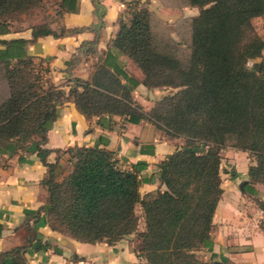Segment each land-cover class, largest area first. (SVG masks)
Segmentation results:
<instances>
[{
    "label": "trees",
    "instance_id": "obj_1",
    "mask_svg": "<svg viewBox=\"0 0 264 264\" xmlns=\"http://www.w3.org/2000/svg\"><path fill=\"white\" fill-rule=\"evenodd\" d=\"M47 2L0 0V37L11 28L21 30L15 23L22 16L44 14ZM54 2L58 19L30 25L32 42L59 36L52 24L79 11V0ZM161 2L200 12L177 20L174 38L150 9L138 0L128 3L111 48L131 60L141 78H132L122 64L113 65L108 52L89 81H73L68 98L87 119L120 116L134 125L150 122L165 128L171 138L184 139L185 144L159 166L164 191L142 197L139 172L146 164L123 170L114 152L98 147L68 149L72 170L58 180L57 165L48 163L53 150L46 144L66 94L54 85H40L36 60L27 55L23 39H0L5 46L0 48V144L10 156L36 154L47 167L42 184L49 196L40 211L53 231L82 243L110 246L136 233L138 253L148 264H205L196 252L213 248L214 216L224 193L221 150L249 153L254 163L247 183L264 185V39L253 24L264 16V0ZM65 32L62 27L61 35ZM185 46L186 62L170 50ZM259 58L262 62L250 66ZM140 84L178 91L151 114L133 98ZM25 160L21 155L20 161ZM2 230L0 224V237ZM25 231L31 232L25 244L0 253V264H29L34 242L40 250L50 248L29 224Z\"/></svg>",
    "mask_w": 264,
    "mask_h": 264
},
{
    "label": "crops",
    "instance_id": "obj_2",
    "mask_svg": "<svg viewBox=\"0 0 264 264\" xmlns=\"http://www.w3.org/2000/svg\"><path fill=\"white\" fill-rule=\"evenodd\" d=\"M132 1L135 0H79L77 13H66L52 24L53 31L59 34L57 37L43 36L32 42V30L27 26L19 31L11 28L0 39L27 41V55L35 58L45 80L63 91L69 92L76 79L89 81L95 66L108 52L113 54V65L122 64L125 71L138 80L141 71L111 48L120 28L119 20L126 19L127 4ZM155 14L167 25L158 12ZM253 24L264 39V16L254 19ZM62 27L66 32L61 35ZM0 48L5 46L0 45ZM262 60L259 58L253 63ZM145 90L147 88L140 84L132 93L140 105ZM184 144V139L166 137L150 122L134 125L120 116L87 119L73 101L65 100L58 106V117L48 133L46 148L53 150L48 163L57 165L58 180L72 170L67 150L74 147H98L114 152L118 166L127 171L133 170L134 164H146L139 172L140 192L146 197L166 189L160 181L159 166ZM21 155L25 161H20ZM221 156L222 165L225 158L232 164L233 176L228 173L222 183L224 193L212 230L213 248L196 254L205 264H264V185L247 183L250 166L254 163L249 153L226 148L221 150ZM47 174V167L36 154L20 152L10 156L0 144V224L3 226L0 253L24 245L26 238L19 233L29 224L43 236V244L50 246L48 250H40L39 243L34 242L35 254L28 258L29 264H148L133 248L134 243L127 239L115 246L88 244L53 231L46 214L40 211L49 196L42 184ZM138 209L142 216L141 206ZM141 223L140 231L144 228L143 218ZM132 237L137 238V234Z\"/></svg>",
    "mask_w": 264,
    "mask_h": 264
},
{
    "label": "rangeland",
    "instance_id": "obj_3",
    "mask_svg": "<svg viewBox=\"0 0 264 264\" xmlns=\"http://www.w3.org/2000/svg\"><path fill=\"white\" fill-rule=\"evenodd\" d=\"M141 7H147L148 9H152L155 13L158 12V15H160L164 21L167 23L168 28L173 30L174 24L176 23L177 20H180L182 18H187V17H195L199 14V9L198 8H184V9H175V8H170L167 7L164 8L165 6L162 4L161 0H138ZM46 12L43 14V12H40L39 14H35L34 16H22L20 18V21L15 23L16 27L19 28H24L30 25H36V24H42V23H50V21L52 20H57V15H56V9L57 6L54 2V0H48L47 4H46ZM166 12V13H164ZM172 35L175 36V32L171 31ZM158 35H161V32L157 33ZM179 40V38H178ZM171 52H173L174 54H177V56H179L184 62H186L188 60V56H189V50L188 47H177V49L175 47L170 48ZM253 61L250 63V66H252ZM38 68V67H37ZM39 69V68H38ZM44 71V70H43ZM39 73H40V85L44 88H48L49 82L48 80H45V76L44 74H41V71L39 69ZM178 91V89H172V88H159V89H148L145 90L144 94H143V104L142 106L144 107L145 111H147L148 113L154 112L155 108L162 103V101L164 100V98H166L167 96H171L172 94L176 93ZM65 92V96L62 99L63 102L65 100H70L67 95H69V92L64 91ZM152 114V113H151ZM157 128V127H156ZM158 129V128H157ZM160 130V129H158ZM166 137H170L169 135L166 134V130L165 128H163V130H160ZM5 146V144H4ZM234 172V168H232V164L229 163L228 159H224V163L222 165V180H227V174L230 173L231 177L233 176ZM138 215H141L140 210H137ZM142 224V223H140ZM141 228L139 227V230ZM21 235V237L26 238L27 235H31V232H27L25 230L21 231L19 233ZM136 234V233H135ZM138 235V234H137ZM129 241H132L133 244V248L135 250H139V243H137L138 236L137 238L135 237V239H127Z\"/></svg>",
    "mask_w": 264,
    "mask_h": 264
},
{
    "label": "water",
    "instance_id": "obj_4",
    "mask_svg": "<svg viewBox=\"0 0 264 264\" xmlns=\"http://www.w3.org/2000/svg\"><path fill=\"white\" fill-rule=\"evenodd\" d=\"M254 64H257V63H254ZM254 64H252V65H254ZM125 239H133V237H132V235H130V236H126Z\"/></svg>",
    "mask_w": 264,
    "mask_h": 264
}]
</instances>
